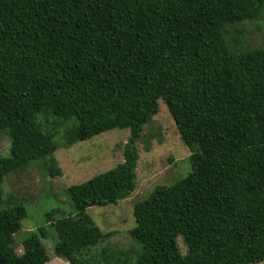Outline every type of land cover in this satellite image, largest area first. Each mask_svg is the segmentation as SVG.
Returning <instances> with one entry per match:
<instances>
[{"label":"trees","instance_id":"trees-1","mask_svg":"<svg viewBox=\"0 0 264 264\" xmlns=\"http://www.w3.org/2000/svg\"><path fill=\"white\" fill-rule=\"evenodd\" d=\"M263 8L264 0H0V131L9 139L0 264L51 255L68 264L264 261V39L230 46L225 36ZM159 99L191 151L190 172L133 205L134 246L104 247L92 261L89 249L110 233L86 209L134 190L135 143ZM114 128L130 132L123 161L68 187L75 213H46L51 255L44 225L17 240L27 208L3 192L5 176L35 159L46 176L60 175L57 135L70 145Z\"/></svg>","mask_w":264,"mask_h":264},{"label":"rangeland","instance_id":"rangeland-1","mask_svg":"<svg viewBox=\"0 0 264 264\" xmlns=\"http://www.w3.org/2000/svg\"><path fill=\"white\" fill-rule=\"evenodd\" d=\"M225 36L230 46H234L236 40H239L241 45L247 46L262 43L264 8L261 14L252 20L227 26ZM45 118L40 116V120L44 123ZM48 119L50 122L51 118ZM129 135L128 128H114L70 145H64L61 136L57 135L55 139L57 149L54 155L61 170L60 175L46 176V167L41 159L33 160L17 175L9 172L2 181V190L4 193L13 195L15 200L26 204L27 208V216L21 220L20 229L16 233L17 240L24 238L28 231L36 226L44 225L49 234L46 239H43V243L51 255V243L55 233L46 225L48 224L45 219L46 213L55 210L54 218H58V214L75 213L67 192L68 187L87 181L94 175L122 162L124 146ZM135 145L138 160L135 168L134 190L116 204L89 206L86 209L100 230L110 233L103 242L89 249L88 254L92 261L93 258L100 256L104 247L125 250L129 246H134L135 243L129 234L130 229L135 225L133 205L145 199L154 187L169 186L190 172L188 156L191 151L179 138L173 119L161 99L158 102L156 115L151 122L144 125ZM8 149V135L5 131H0V152L5 154ZM176 242L180 252L184 254L186 247L180 235L177 236ZM133 263L134 259L132 263L129 262V264ZM45 264L68 263L60 257L51 255L50 260ZM248 264H264V261Z\"/></svg>","mask_w":264,"mask_h":264}]
</instances>
